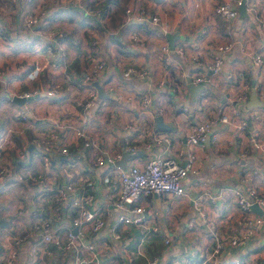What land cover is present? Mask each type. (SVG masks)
Segmentation results:
<instances>
[{
  "label": "crops",
  "instance_id": "1",
  "mask_svg": "<svg viewBox=\"0 0 264 264\" xmlns=\"http://www.w3.org/2000/svg\"><path fill=\"white\" fill-rule=\"evenodd\" d=\"M137 1L132 10L140 19L126 17L122 6L99 16V9L90 10L82 0H0V143L8 131L17 146L8 145L7 161L27 177L17 180L12 173L0 183V220L5 221L0 225V249L11 233V214L14 225L29 230V242L36 243L39 233L32 223L54 212L41 195L68 184L58 203L59 217L50 224L60 241L68 228L93 245L95 258L87 264L124 263L143 233L149 235L139 244L143 254H133L129 264H146L152 257L155 264H210L211 259L214 264H242V258L264 256L261 225L242 244L225 243L208 258L212 232L228 237L241 229L246 215L260 213L250 207L245 215L234 202V190L247 198V188L253 187L264 198V67L255 66L250 57L253 51L264 55V0H244L243 14L237 5L229 20L213 11L217 0ZM34 3H43L38 19L21 25L20 5L32 12ZM152 14L157 20H150ZM45 28L56 34L47 35ZM93 35L96 45L91 43ZM227 39L231 46L219 53L220 64L212 71L208 64L218 53L215 46ZM96 54L103 67L90 81L95 101L84 108L83 76ZM33 64L39 70L27 78L25 72ZM129 64L146 73L123 74ZM195 74L204 80L193 81ZM94 82L106 96L97 95ZM33 90L22 104L10 98ZM240 94L245 98L238 99ZM217 111L225 112L227 120L212 123L201 144L187 143L185 136L194 123ZM156 113L164 127L155 125ZM142 125L161 135L149 148L139 138ZM76 128L83 137L74 134ZM53 129L58 139L50 135ZM253 133L261 143L256 148L250 140ZM84 139L90 144L83 145ZM130 144L134 153L128 151ZM62 145L66 152L60 151ZM21 148L22 155L16 157ZM187 151L195 155L196 169L181 179L183 192L148 193L141 202L142 225L120 221L127 209L114 202L116 168L151 156L182 161ZM123 152L129 155L122 166L116 161ZM99 153L119 156L97 164L94 156ZM87 192L92 196L84 203ZM79 205L100 215L103 223L96 230L71 223ZM29 242L19 244L15 264H24ZM48 247V264L51 258L55 264H73L75 246L64 253L53 243ZM80 251L90 254L83 246Z\"/></svg>",
  "mask_w": 264,
  "mask_h": 264
},
{
  "label": "built area",
  "instance_id": "2",
  "mask_svg": "<svg viewBox=\"0 0 264 264\" xmlns=\"http://www.w3.org/2000/svg\"><path fill=\"white\" fill-rule=\"evenodd\" d=\"M73 3H78L79 0H71ZM241 0H217V2L213 6V11L220 14L225 20H229L231 17L236 15V6L239 5ZM43 3L38 4V8L34 10V16L31 18L29 16L30 13L25 12L24 8L20 9L19 13V23L23 26L30 25V23L35 22L37 20V16L41 13ZM126 13V17H136L140 19L139 14H134L133 10L130 7H126L124 9ZM34 20V21H33ZM151 21L157 20V15L152 14L150 16ZM264 32V29H263ZM96 36L93 35L91 38V43L96 45ZM231 46V42L227 40H220L219 43L216 44L215 48L218 53L213 57L212 63L208 64L212 71H215L220 64V52L229 49ZM165 48V46H161ZM180 51V49H177ZM252 62L255 66H263L264 67V55L259 51H253L250 54ZM93 60L90 65L87 67L85 74L83 76V85L85 87V96L82 100V106L84 108H89L95 101L96 92L90 81L93 77H95L99 71L103 67V61L101 58L97 56L92 57ZM199 60H197L198 62ZM39 70L38 64H33L26 72L25 76L27 78H33L37 71ZM131 73H137L139 75H143L146 73L145 68L136 69L132 65H127L123 71V74L129 75ZM204 80V75L195 74L193 76V81L198 82ZM54 89L51 88L46 92L48 94L53 93ZM35 92L33 91H24L18 93V95L27 96ZM264 94V89L262 90ZM238 99H244L245 95H238ZM148 97L146 95L142 96V101L144 103L147 102ZM227 115L225 112L217 111L213 116L202 118L194 123L193 128L186 134L185 140L189 144H198L202 143L207 137L209 128L212 123L217 121H226ZM144 125L141 126V132L139 134V138L144 147L149 148L153 141H159L161 139V135L153 127L147 128ZM7 131V129H6ZM74 134L79 137L84 136V132L80 128H76L73 130ZM50 135L56 137L58 134L56 130H51ZM215 134L211 135V138L214 139ZM250 140L253 146L256 148L261 143L256 139L254 133L250 136ZM83 145L87 146L90 144L88 139H84L82 141ZM8 145L13 147L17 146L13 140L8 138V131L5 132L3 137V142L0 143V183H3L12 173L14 177L19 171H13L9 162L7 161L8 155ZM134 144H130L128 147V151L134 153ZM61 152H66V148L64 145L59 147ZM16 157H20L22 155V148L17 149ZM119 153H105L102 155L101 153L94 156L95 162L100 164L102 162H113L114 158L118 157ZM19 159V158H18ZM135 160V161H134ZM131 160L128 161L126 165L122 168H116L115 175L117 180V192L115 196V204L118 207H126L127 211L125 215H119V220L123 222H131L133 224L142 225L141 213L143 212L142 205V197L144 195L155 192V193H172V194H180L183 192V187L181 184V179L188 173L192 172L196 169L195 167V155L192 152L187 151L185 153L184 159L180 161L176 157L173 156H151L146 157L143 160ZM27 177L24 176V179ZM70 185H66L65 188H69ZM47 188V187H46ZM65 188L58 187L55 189L53 193H46L41 195V199L44 201H48L49 208L52 209L53 214L45 215L39 221H34L32 223V227L36 229L39 233V237L36 243L31 244L30 248L27 250L26 258L24 259V264H48V258L52 252V250L48 247V243H53L57 249L61 250L62 253L67 251L70 247L75 246L74 254L72 255L73 264H87L88 261L95 258V251L93 245H89L85 241H82V238L75 237V235L67 228L65 239L60 241L59 236L57 234V229L52 228L51 221L55 217L57 219L59 217L60 209L58 207V203L62 201L64 198V190ZM247 198L244 196V193L241 192L240 189L234 190V202L235 204L242 210L246 212L250 210V203L255 202L256 204L261 205V212L258 214H254L251 216L246 215V219L244 220L241 229L237 232L230 234L228 237H218L214 232L211 233L213 237V245L211 250L209 251L208 258L215 256L221 247L227 243L232 246H237L242 244L245 240L249 239L255 232L259 230L261 225H264V198L256 193L253 187H248L246 190ZM92 194L87 192L83 195V202H87L91 199ZM19 207V206H18ZM199 211V210H198ZM11 223V220H10ZM71 223L73 225H79L81 223H85L89 226L90 229L96 230L102 223L103 220L98 213L92 211L85 206H78L77 212L72 216ZM12 231L9 235V241L4 242L2 248L0 249V264H15L17 258V246L22 242L21 238L18 235L17 226L14 223H11ZM29 237L30 231H22ZM149 235L144 234L140 238L139 243L136 245V248L130 250L126 254V261L121 264H129L132 260L133 254H143V250H141V246L139 245ZM166 240V239H164ZM19 242V243H18ZM78 243L76 245L75 243ZM75 244V245H74ZM143 245V244H142ZM81 246L88 249L90 254L87 256L81 254ZM58 251V250H57ZM156 258L152 257L146 260V264H155ZM165 264H178L174 260H170ZM210 264H214L213 259L210 260Z\"/></svg>",
  "mask_w": 264,
  "mask_h": 264
},
{
  "label": "rangeland",
  "instance_id": "3",
  "mask_svg": "<svg viewBox=\"0 0 264 264\" xmlns=\"http://www.w3.org/2000/svg\"><path fill=\"white\" fill-rule=\"evenodd\" d=\"M136 1L137 0H82V2H84V3H86V2H88L89 3V6H88V8H90V6L91 5H94V4H97V3H102V2H105V10L106 9H109V12H110V15H111V9L112 10H114V9H116L115 11H117V9H119L120 8V6H122V8H126V7H130L131 8V10L133 9V3H134V5L136 4ZM79 3L81 2V0H79L78 1ZM138 2V1H137ZM24 8H25V12H26V10H27V6L26 5H24ZM36 8H38V4L37 3H34V5H33V7H32V9H33V11L32 12H27V13H30L29 14V16L32 18L33 16H34V10L36 9ZM95 8V7H94ZM93 8V9H94ZM20 9H21V5H20ZM91 9V8H90ZM92 10V9H91ZM133 13L134 14H139V13H137V12H135V11H133ZM127 17H128V15H127ZM133 17V16H132ZM133 18H135L136 19V17H133ZM37 19H38V16H37ZM34 21V20H33ZM46 29V30H45ZM44 30H45V32L47 33V35H49V36H54L56 33L55 32H50V31H48V29L47 28H45ZM50 29V28H49ZM44 31H43V33H45ZM131 37H133V39H135L137 36H136V34L135 33H133L132 35H131ZM57 38V37H56ZM92 38V37H91ZM52 46H53V48H55L56 46H54L53 44H51ZM15 178L17 179V180H25L24 179V175L21 173V172H18L17 174H16V176H15ZM16 207V206H15ZM9 208H10V213H11V208H12V204H10V206H9ZM8 219H9V222H10V220H11V223H14V222H16V217L15 216H13L12 214H11V216L10 215H8ZM21 226H17V230H18V235L20 236V238H21V240L20 241H22V242H29V240H30V237H28L27 236V234H25L24 232H22L23 230L20 228ZM11 231H12V228H11ZM38 239V238H37ZM36 239V240H37ZM9 241V236H8V238L6 239V240H4V241H2V246H3V244H4V242H8ZM31 241V240H30ZM19 243V242H18ZM30 245H31V243L29 242V244H28V247H25L27 250L30 248ZM19 246V245H18ZM18 246H17V248H18ZM75 252H73V254H74ZM17 254V253H16ZM82 254V253H81ZM18 255V254H17ZM85 256H87V255H85ZM261 258H264V256L263 255H261L260 253H258V255H255V257H253V258H248L247 260H245V258H242V260H240L241 262H242V264H258L259 262H260V259Z\"/></svg>",
  "mask_w": 264,
  "mask_h": 264
},
{
  "label": "water",
  "instance_id": "4",
  "mask_svg": "<svg viewBox=\"0 0 264 264\" xmlns=\"http://www.w3.org/2000/svg\"><path fill=\"white\" fill-rule=\"evenodd\" d=\"M75 7H80V6H75ZM239 12H241L243 14L244 12V0H241V2L239 3V5L237 6ZM82 9V8H81ZM94 85L96 86V89H97V95L100 97V96H106L107 93L104 92L102 89H101V86L100 84H98L97 82H94ZM253 95V92L250 93V97ZM31 97V94L30 95H27V96H23V95H11V100L12 101H15L16 103L18 104H22L24 102V100L26 99H29ZM154 120H155V125L158 126V127H164L165 124H163L161 122V116L159 114H155L154 116ZM129 155V153L127 152H123L122 153V156L120 159H117V164L119 165H122L123 164V161L125 160L126 156ZM123 166V165H122ZM250 207L251 208H254V209H257L259 212H261V208L257 206V204L255 202H251L250 203ZM5 224V221H1L0 220V225L2 224ZM50 264H55V258H51V261H50Z\"/></svg>",
  "mask_w": 264,
  "mask_h": 264
},
{
  "label": "trees",
  "instance_id": "5",
  "mask_svg": "<svg viewBox=\"0 0 264 264\" xmlns=\"http://www.w3.org/2000/svg\"><path fill=\"white\" fill-rule=\"evenodd\" d=\"M104 4H105V2L97 3V4H94V5H91L90 8L92 10H93L94 7H95L94 9H99V13L98 14H99V16H101L104 13L105 8H106ZM263 263H264V259L261 258L260 259V262L258 264H263Z\"/></svg>",
  "mask_w": 264,
  "mask_h": 264
}]
</instances>
